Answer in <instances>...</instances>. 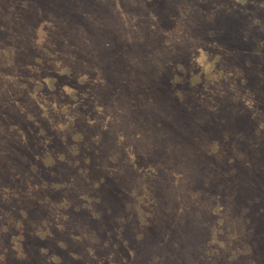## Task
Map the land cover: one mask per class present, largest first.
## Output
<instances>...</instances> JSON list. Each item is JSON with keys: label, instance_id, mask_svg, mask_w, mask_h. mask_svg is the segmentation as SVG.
<instances>
[{"label": "rangeland", "instance_id": "374dc122", "mask_svg": "<svg viewBox=\"0 0 264 264\" xmlns=\"http://www.w3.org/2000/svg\"><path fill=\"white\" fill-rule=\"evenodd\" d=\"M0 264H264V0H0Z\"/></svg>", "mask_w": 264, "mask_h": 264}]
</instances>
